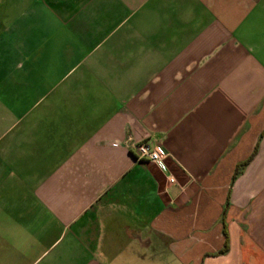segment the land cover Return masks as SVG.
Segmentation results:
<instances>
[{"label":"crops","instance_id":"1","mask_svg":"<svg viewBox=\"0 0 264 264\" xmlns=\"http://www.w3.org/2000/svg\"><path fill=\"white\" fill-rule=\"evenodd\" d=\"M0 264H264V0H0Z\"/></svg>","mask_w":264,"mask_h":264},{"label":"built area","instance_id":"2","mask_svg":"<svg viewBox=\"0 0 264 264\" xmlns=\"http://www.w3.org/2000/svg\"><path fill=\"white\" fill-rule=\"evenodd\" d=\"M129 144L134 149V155L137 160L159 163L166 156L159 145H155L148 140L133 141Z\"/></svg>","mask_w":264,"mask_h":264},{"label":"trees","instance_id":"3","mask_svg":"<svg viewBox=\"0 0 264 264\" xmlns=\"http://www.w3.org/2000/svg\"><path fill=\"white\" fill-rule=\"evenodd\" d=\"M245 163H241V164H239V165H237L238 166V168H237V170L239 169V167L241 166V165H244ZM224 250V249H223Z\"/></svg>","mask_w":264,"mask_h":264}]
</instances>
